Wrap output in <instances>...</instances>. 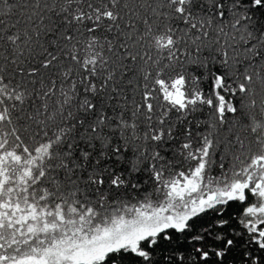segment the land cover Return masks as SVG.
<instances>
[{"label": "snow or ice", "instance_id": "obj_1", "mask_svg": "<svg viewBox=\"0 0 264 264\" xmlns=\"http://www.w3.org/2000/svg\"><path fill=\"white\" fill-rule=\"evenodd\" d=\"M0 264H264V0H0Z\"/></svg>", "mask_w": 264, "mask_h": 264}]
</instances>
